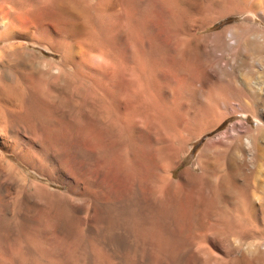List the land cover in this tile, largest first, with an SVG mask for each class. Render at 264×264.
Here are the masks:
<instances>
[{
    "label": "bare ground",
    "instance_id": "bare-ground-1",
    "mask_svg": "<svg viewBox=\"0 0 264 264\" xmlns=\"http://www.w3.org/2000/svg\"><path fill=\"white\" fill-rule=\"evenodd\" d=\"M51 1L56 11L55 23L51 26L58 37H51L44 47L57 54L58 59L45 58L40 49L28 46L27 43L32 42L26 36L14 34L12 29L6 31L7 23L0 20V28L4 29L0 30V264H70L74 252L84 249L85 243L93 240L101 249H112L101 223L103 209L114 198L112 188L116 171L120 173L119 159L131 164V155L138 159L141 152L131 151V129L135 149L157 150V160L152 162L151 173L146 179L166 201L194 191L198 203L200 187L195 186L194 179L213 180L217 182L219 198L226 196V203L233 204L228 198L234 194L235 203H238L234 210L252 222L246 204L248 202L254 207L255 201L250 194L241 193L237 181L241 180V169L245 165H253L257 156L260 164L264 165V70H256L247 76L234 73L226 77L220 66L206 61L201 65L204 74L201 84L208 95L209 112L198 120L190 119L192 122L186 126L187 133L196 127L195 136L213 131L235 114L245 118L250 115L256 126L252 127L246 119L235 121L208 138L195 165L185 167L175 177L173 170L180 162L179 154L169 148L165 156L161 147H155L156 141L146 139V131L138 115L131 120L128 81L112 80L116 69L100 58L93 39L98 37V29L105 37V45L128 48L129 40H132L130 46L134 57L130 58L133 66L128 71L131 84L143 86L148 96H153L156 103L170 109L175 117L185 114L183 107H177L179 99L174 95L175 89L198 92L196 72L181 70V67L178 71L177 64L173 63L177 85H173L171 80L159 85L158 81L166 78L165 67L160 62L153 67L148 66L140 48L141 38L130 22L124 29L115 26L117 6L123 0H97L92 6H88L86 0ZM91 12L99 14L97 25L90 19ZM122 16H129V12L124 9ZM183 31L178 35L173 31V35L182 38L187 34L185 28ZM228 35L229 42L243 50L242 41L230 32ZM176 50L168 57L172 62L178 63L176 61L182 58L193 61L194 55L184 57ZM68 73L96 92L106 89L108 96L103 99L110 102L104 118L96 117L85 109L70 108L54 99L51 92L45 91V85L39 83L42 79ZM223 94L234 96L235 100L226 99ZM113 144L119 146L114 155L110 154ZM12 155L15 159L10 158ZM20 164L29 169L24 177L17 172L18 168L23 169ZM141 169V162L136 161L138 176H141ZM51 183L66 186V189H53ZM261 186L264 189V179ZM130 197V194H125L123 198ZM256 200L257 207L261 208L264 201L259 196ZM33 209L40 213L36 232L42 240L41 243L26 241V246L39 256L26 259L21 256L23 214ZM203 211L200 210L201 222L205 220V209ZM203 230L208 235L214 228L208 225ZM256 230L250 228L243 233L253 235ZM93 250L90 248L91 252Z\"/></svg>",
    "mask_w": 264,
    "mask_h": 264
},
{
    "label": "rangeland",
    "instance_id": "rangeland-1",
    "mask_svg": "<svg viewBox=\"0 0 264 264\" xmlns=\"http://www.w3.org/2000/svg\"><path fill=\"white\" fill-rule=\"evenodd\" d=\"M96 1L85 2L92 6ZM78 7L80 8L79 5ZM0 8V20L7 23L6 31L12 29L14 34L26 36L32 42L27 43L28 46L40 49L45 58H59L44 47L51 37H58L52 27L56 11L51 0H0ZM117 8L115 26L124 29L130 22L141 38L140 48L148 66L153 67L160 62L162 67H165L166 78L160 79L159 85L162 86L169 80L173 85H177L173 75L174 64H177L178 71L181 67V70L194 71L198 75V92H192L191 89L184 91L176 87L174 95L179 99L177 107H183L186 116L175 117L170 109L156 103L153 96H148L143 86L131 84L128 71H131L133 66L131 58L134 53L130 46L132 40H129L128 48L114 44L105 45V37L98 29V37L93 39L100 58L102 57L105 64L109 63L116 69L112 80L128 81L131 120L134 115H138L141 126L145 128L146 139L156 141L155 147H161L162 152L166 153L165 156L169 148L179 154L180 162L173 170L175 177H178L185 167L195 165L208 138L240 119H246L252 127L256 126L250 115L245 118L241 114H235L226 118L215 130L200 136H195L198 127L190 133L186 130V126L192 122L190 119L198 120L209 112L208 95L201 84L204 76L201 65L205 61L220 66L226 77L234 73L247 76L256 70H264V0H123ZM124 9L129 12V16H122ZM98 18V12L90 13V19L96 25ZM184 28L187 34L182 38H175L184 32ZM173 31L177 33L176 36ZM229 32L242 41L243 50L229 42ZM175 50H179L184 57L194 55L193 61L182 58L176 61L178 63L172 62L168 57ZM99 79L105 81L104 78ZM39 83L41 86L45 85V91L51 92L54 99L70 108L85 109L101 118L107 114V104L110 100L103 99L108 96L105 88L96 92L72 73L42 79ZM223 95L226 99L235 100L234 96ZM117 134L121 135L122 132ZM186 139L189 140L186 142ZM133 143L131 129V151H141L138 153V159H133L131 155V164L125 159H119L120 173L116 171L117 176L112 188L113 200L108 202L104 209L96 202L98 207L104 210L101 223L105 227L112 249H101L96 241H87L84 249L74 252L70 264H264V202L261 208L257 207L256 202L258 196L264 201V189L261 188L264 165L260 164L258 156L253 165L244 164L240 174L241 180L237 181L241 193L250 194L255 201L254 207L248 202L246 204L252 218V222H248L233 208L238 207L235 195L230 194L228 198L233 204L226 203L227 197L221 195L219 198L217 182L213 180L194 179L195 186L200 187L198 203L194 191L179 195L173 201H166L156 188L150 187L146 179L151 173L152 162L157 160V150L147 152L141 147L135 149ZM118 147V144H113L110 154H116ZM10 158L15 159L14 155ZM169 159H172V156ZM136 161L141 162V176L135 171ZM20 166L26 168L17 170L18 174L24 177L25 171L29 169L21 164ZM195 169L199 171L197 166ZM30 172L36 174L34 171ZM50 186L53 189H66V186L60 187L54 183ZM125 194H130V199L123 198ZM204 209L205 220L201 222L200 210L204 212ZM39 217V211L34 209L23 214V258L39 257L26 246V241L41 243L42 239L36 232ZM208 225L214 230L206 235L203 229ZM250 228L257 230L253 235H245L243 232ZM90 248L94 249L93 252Z\"/></svg>",
    "mask_w": 264,
    "mask_h": 264
}]
</instances>
